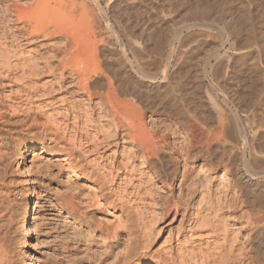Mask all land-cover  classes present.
Returning a JSON list of instances; mask_svg holds the SVG:
<instances>
[{
	"label": "bare ground",
	"instance_id": "obj_1",
	"mask_svg": "<svg viewBox=\"0 0 264 264\" xmlns=\"http://www.w3.org/2000/svg\"><path fill=\"white\" fill-rule=\"evenodd\" d=\"M47 1L0 0V136L3 126L9 120L11 122V119H17L19 123L21 122L22 128L37 129L49 137L56 149L58 162L68 167L73 176L77 180H82L88 189L95 191L97 195L95 197L98 198L96 201L107 205L115 218V224L110 229L112 232L106 233L111 234L112 243L118 244L121 240L123 242L122 248L120 247L123 250L121 264H262L260 254L254 253L252 250L254 246L250 245L256 238L255 234H252L246 225V228L242 225L235 228V223L229 218L230 213L223 210L231 202L230 198L235 189L232 193L226 194H222L220 189L222 185L224 187V183L230 182L225 177L232 174L233 169L229 168L225 158L222 159L229 153L224 152L221 163L225 170L223 169L221 177L219 176L217 171L219 168L215 167L212 160V156L215 155L212 152V143L214 138L219 139L221 135L227 137L226 123L219 120L226 126L220 127L219 122L217 125L218 130L221 128L217 131L221 132L218 133L219 136L216 131L201 133L202 126L197 129L200 133L197 131L196 133L195 127L199 128L201 124L194 127L188 118L189 109L179 106V102H175L173 107L170 105V108L164 106L165 109H162V106L153 109V106L146 107L150 100L147 101L145 108L137 105L138 102L133 100V96V101L129 99L130 97L129 101L125 100L123 98V96L126 98L125 88L128 95L135 94L128 84L132 82L133 74L142 76L148 82L161 84L167 79L168 67L162 69L158 75L157 72L150 73L152 71L144 69L142 64L134 67L131 63L129 69L133 74L129 75L126 72L129 76L127 78L126 75L125 80L123 77L125 69L123 73L122 68L117 65H112L113 70L108 69L109 66L106 65L108 58L98 55L96 40L85 32L88 31L86 25L80 26V22L78 25L74 22L72 15L75 13L76 16V10L73 13L74 10L70 8L71 13L70 9H67L70 12L67 15L66 8L63 10L60 5L61 0L60 6L57 5V0L55 3L57 6L50 5ZM67 2L65 6L68 7L70 2L69 5ZM69 14H72V19ZM86 16L84 15L85 18ZM91 17H88L89 20ZM85 18H82V21L86 23L88 18L86 20ZM78 21L80 20H77V23ZM98 21L93 20L95 23ZM220 34L228 36L223 32ZM40 36L64 38L61 43L58 40L60 37H56L58 40L56 44L59 42L64 45L62 49L64 53L50 54L49 51L50 55H21L25 53L23 50L26 44L36 40L35 38L39 39ZM60 44L57 46L62 48ZM60 47H56V50H60ZM121 47L123 56L127 59L125 45ZM221 55L223 54L218 52L215 56L221 58ZM128 85L130 86L127 87ZM213 85L215 87V84ZM179 96L176 95V98ZM237 131L238 145L246 147L251 140L253 141V135L249 130L248 132L244 128H239ZM39 146L34 142L31 145L27 142L20 145L17 153L12 156L13 162L10 165V168H15L14 177H19L18 180L23 184H21L23 191L19 192L22 195L19 199L16 198L15 206L11 208L13 215L11 224L16 236L14 239L23 247L20 254L17 253L19 262L16 264H35L32 254L41 242L30 220L36 189L30 182L28 173L31 166L30 164L28 166L27 162V157L35 154ZM34 159L36 155L31 161L32 165L36 164ZM242 161L249 175L248 173L253 172L250 171L253 170L252 165L245 156L242 157ZM8 165L6 163V166ZM218 179L217 185H221L220 189L216 185L217 188L214 190ZM175 183L179 185L178 192ZM226 185L229 186V183ZM3 210L1 206L0 241L6 240V236L2 235V227L4 228L7 222ZM175 221H178L177 225L174 224ZM166 231L168 235L163 245L165 255L152 260L156 255H160L159 252L152 250V243L156 235ZM108 239L110 240L109 237ZM7 241L3 242L8 243ZM2 244L0 256L6 253L5 248H2L5 245Z\"/></svg>",
	"mask_w": 264,
	"mask_h": 264
},
{
	"label": "rangeland",
	"instance_id": "obj_2",
	"mask_svg": "<svg viewBox=\"0 0 264 264\" xmlns=\"http://www.w3.org/2000/svg\"><path fill=\"white\" fill-rule=\"evenodd\" d=\"M47 2L50 5H55L56 0ZM57 2L59 5V0ZM66 2V0H61L60 5L64 8L63 10L66 8L67 15L70 13L69 11L72 13L74 10V13L76 10L78 18L74 16L75 13L71 14L75 20L73 21L77 25L80 22V26L86 25L88 31L85 32L96 40L98 55L108 58L106 65L109 67H106L111 69L117 65L122 68V73L125 69L123 76L125 80L130 73L133 74L129 69L131 63L134 67H137V64H142L144 69L152 71L150 73L157 72L158 75L161 74L162 69L168 67L167 79L161 84L148 82L142 76L133 74L132 82H128L131 86L127 87H132L131 89L136 95H128L125 91L127 88H125L126 98L123 96L125 100H128L129 97L132 100L133 96V100L138 102L135 101V103L143 108L150 100L146 107L153 106V109L155 107L159 109L162 106V109H165L164 106L169 107L170 105L173 107L175 102H179V106L189 109L188 118L194 127L201 124L199 128L195 127V132L202 126L201 133L207 134L210 131L217 133L221 130V128L218 130L217 126L219 120L226 123L227 131L224 129L226 131L224 133L227 134V137L224 135L226 140L222 135L219 139L214 138L215 141L213 139L212 152L215 155L213 154L212 160L215 162H213L215 167L218 166L217 171L220 172L218 174L221 177V173L225 170L221 163V157L222 154L225 155L229 152L231 154L228 156L229 153H227L228 157L225 155L222 159L225 158V162L233 170L232 174L225 177L230 181L224 183L225 189L223 185L221 189V185H217L218 179L215 182L214 190L218 186L221 193L226 194L232 193L235 189L232 197L230 196L231 202L226 206L228 210L226 208L223 210L230 213L228 215L235 223V228H239L240 225L245 228L247 226L249 231L255 234L256 238L251 241L250 245L254 246L252 247L254 253L260 254L263 259H261L262 264H264V0H68L67 5L70 4L68 7L65 6ZM74 5H76L75 8ZM79 15L83 19L84 15H87L85 20L91 17L92 19H87V22H91H88L90 26L87 22L82 21L83 19H80ZM77 20L80 21L77 23ZM93 20L95 22L99 20L101 24L99 21L97 23L100 25ZM95 24L97 25L95 26ZM112 27L113 30H111ZM84 29L86 30L85 27ZM221 32L228 36H222ZM77 33L79 34V32ZM94 33L98 35H94ZM56 37L40 36L39 39L35 38L36 40L26 44L23 50L25 53L23 52L21 55H50L55 52V54L63 52L64 45L59 42L62 43L64 38L58 36L57 38H60L56 44L58 41ZM101 39L103 40L101 41ZM59 44L62 45V48L57 46ZM121 45H125L127 59L123 56ZM56 47L61 49L56 50ZM218 52L223 54L221 58L215 56ZM132 91L131 93H133ZM175 94L180 95L179 98H176ZM211 102H216L218 107ZM18 121L17 119H11V122L9 120L1 130L2 138L0 136V144H3V146L0 145V203L2 201L0 207H3V211H5L3 213H6L7 216V222L5 221L6 224H4L7 227H2V235L6 236L9 243L3 242L6 240L0 241V246L3 243L2 246H5L2 248H5L6 251L0 256L4 258L2 260L0 258V262L2 261L0 264L18 263L20 251L23 250L17 239H14L16 236L11 224L13 222L11 212L15 206L14 202L22 195L23 184L20 183L19 177L16 176L17 179L14 177L16 175L15 168H10V165L13 162L12 156L17 153L18 147L26 142L30 145L34 142L41 146L37 148L35 154L27 157L28 166L30 164L32 167H30V174L28 173L29 179L36 189L32 200L30 220L34 232L41 239L40 245L35 248L32 254L35 264H121L123 242L121 240L118 244L112 243L111 234H107L108 231L112 232L110 229L115 224V218L108 206L97 202L96 192L88 189L89 187L82 180H77L73 176L68 167L58 162L56 149L52 146V141L48 136L37 129L26 130ZM204 121L206 122L204 123ZM221 123L220 127L224 126L225 128L226 126ZM207 125L209 126L207 127ZM239 128L249 130L253 135V141L251 140V143L246 147L238 145L236 142ZM234 135L236 136L234 137ZM35 155L34 162L36 164L32 165L31 161ZM244 156L248 158L249 164L251 163L253 168L252 170L251 167H248L250 171H253L248 173L249 175L244 169L246 168L242 161ZM6 163L9 165L6 166ZM228 183L229 186L226 185ZM178 186V183H175L177 192ZM20 191L21 193H19ZM177 223L178 221H175L174 224L177 225ZM167 235L168 231L156 235L152 243V250L159 252L160 255H156L152 260H157L165 255L163 245H165ZM9 240L11 241L9 242ZM6 248L9 250L7 251ZM10 258L13 259L10 260L11 262Z\"/></svg>",
	"mask_w": 264,
	"mask_h": 264
}]
</instances>
